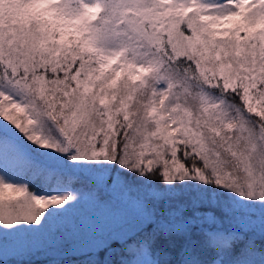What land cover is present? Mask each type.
Segmentation results:
<instances>
[{
	"label": "snow or ice",
	"instance_id": "snow-or-ice-1",
	"mask_svg": "<svg viewBox=\"0 0 264 264\" xmlns=\"http://www.w3.org/2000/svg\"><path fill=\"white\" fill-rule=\"evenodd\" d=\"M161 237L264 264V0H0V258Z\"/></svg>",
	"mask_w": 264,
	"mask_h": 264
},
{
	"label": "trees",
	"instance_id": "trees-1",
	"mask_svg": "<svg viewBox=\"0 0 264 264\" xmlns=\"http://www.w3.org/2000/svg\"><path fill=\"white\" fill-rule=\"evenodd\" d=\"M33 187L37 191L42 190L38 183H34ZM123 248L124 246L122 244H119V242H114L112 246L97 254H93V256H89V254L76 255L72 253H60L59 255L45 254L43 256H35L33 258L31 257L27 259H9L8 261L3 258V260L0 259V264L3 262L9 264H120L122 259L130 258ZM155 248L159 253L161 264H167V261L175 259V250L171 247L169 241L166 238H159L156 241ZM101 255L106 256V259H103Z\"/></svg>",
	"mask_w": 264,
	"mask_h": 264
},
{
	"label": "rangeland",
	"instance_id": "rangeland-1",
	"mask_svg": "<svg viewBox=\"0 0 264 264\" xmlns=\"http://www.w3.org/2000/svg\"><path fill=\"white\" fill-rule=\"evenodd\" d=\"M98 239H103V236H100V237H97ZM114 242H119L118 240H112L111 241V243H110V245H109V247L110 246H112L113 245V243ZM119 244H121L120 242H119ZM72 241H70V240H64L61 244H60V253H72V254H80V255H86V254H89V256H93V254H97V253H99V252H101V251H103L104 249H106V248H108V247H100V248H97V249H95V250H93V251H88L89 253H87V252H84L83 254L82 253H73L72 251H71V249H72ZM116 246H118V245H116ZM46 253L45 252H35V253H28V254H20V253H15V252H10V251H6L3 255H2V258H0V259H2L3 260V258L4 259H6V261H8L9 259H13V260H18V259H27V258H33V257H35V256H43V255H45ZM101 257L104 259H106V256H104V255H101ZM12 260V261H13ZM2 264H9V263H2ZM12 264V263H11Z\"/></svg>",
	"mask_w": 264,
	"mask_h": 264
}]
</instances>
